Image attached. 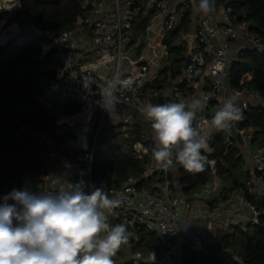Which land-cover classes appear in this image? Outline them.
Returning <instances> with one entry per match:
<instances>
[{"label": "built area", "instance_id": "1", "mask_svg": "<svg viewBox=\"0 0 264 264\" xmlns=\"http://www.w3.org/2000/svg\"><path fill=\"white\" fill-rule=\"evenodd\" d=\"M181 4L186 2L182 0ZM79 5L83 10L82 23L75 22L57 34L34 24L16 27L17 33L25 31L49 40L53 48L51 63L46 69L54 75L34 96L40 107L55 116L50 132L38 134L48 150L35 192L49 190L51 181L59 178L64 183L83 181L86 194L103 188L109 198H119L121 204L112 210L108 223L110 226L123 223L131 236L128 244L117 252L114 264H184L186 241L192 248H197L202 241L213 242L220 229L235 224H257L260 215L264 214V207L258 204L264 196L261 178L264 144L258 142L261 136L253 141V132L243 128L236 132L243 144L255 142L247 149L244 168L247 178L233 193L239 195L244 211L230 213L224 207L194 210L193 195L183 193L169 174L181 165L174 162L165 169L153 159L155 140L151 122L141 109L147 103L157 105L177 101L192 105L194 100H199L201 103L194 109L193 126L208 137L209 145L216 131L209 122L227 98L234 97L240 110L264 102V96L258 90L246 86L245 74L236 86H230L228 79L229 67L238 60L241 50L264 51V35L253 32L248 21L239 19L231 5L214 0L211 12L205 15L194 9V20L188 29L179 31L177 46L182 47L189 58L187 61L184 58L178 76L172 78L167 71L165 76L159 77L169 62L164 38L183 16V11L173 0H79ZM136 18L145 23L140 50L141 38H138L139 42H133L131 38ZM11 26H17V22L5 30ZM60 63L62 67H59ZM199 81L204 84L203 88H198ZM107 91L117 98L115 107L121 108L110 109L108 125L117 122L127 126L138 120L142 126L140 137L131 144V154L143 165L137 174L128 175L118 186L107 177L96 181L92 178L93 156L101 124L108 112L103 100ZM96 93L101 96L96 97ZM72 100L75 102L71 103ZM190 105L186 110H193ZM71 106H76L77 111L65 112ZM244 119L241 113V119L232 124H239ZM224 143V150L234 146L237 143L235 134L226 137ZM204 151L212 153L214 148ZM207 159L214 163L207 164L208 182L196 195L201 200L213 194L221 196L233 186L223 178L224 173L219 172L220 159L214 156ZM213 181L218 183L212 184ZM198 217L200 219L194 223ZM136 228H142L160 240L161 248L156 255L149 256L135 248L139 240ZM234 259L242 263L239 256L235 255Z\"/></svg>", "mask_w": 264, "mask_h": 264}, {"label": "trees", "instance_id": "2", "mask_svg": "<svg viewBox=\"0 0 264 264\" xmlns=\"http://www.w3.org/2000/svg\"><path fill=\"white\" fill-rule=\"evenodd\" d=\"M18 1L20 7L14 13L0 9V34L13 22L21 26L34 24L42 30L57 34L73 26L77 17L83 15L79 0ZM220 2L231 5L239 19L248 21L253 32L264 35V0H218ZM193 3L197 8L199 0H193ZM190 15L191 9L187 7L176 28L164 38L169 62L162 71H168L172 78L180 73L186 52L180 46H171V43L176 40L181 29H188ZM10 38L1 40L0 36V197L13 189L36 191L48 150L38 134L52 129L48 121L50 111L40 107L34 99L41 88L37 84L42 76L46 74L49 79L54 75L53 71L46 69L53 53L51 42L25 31ZM172 53L174 55L170 59ZM246 73L252 74L246 86L258 90L264 96V51L241 50L238 60L233 61L229 67V85H238L241 76ZM120 109L117 107V110ZM240 112L245 119L238 124L239 128L253 127V141L261 136L258 142L264 144V107L249 105ZM127 126L121 143L108 142L105 134L97 141L92 162L93 179L107 177L114 186H118L125 177L140 171L143 163L131 154V144L140 137L142 126L138 120ZM113 127L107 125L108 130ZM225 138L226 131H215L209 141L214 151L206 153L201 150V154L207 158L214 156L220 159L219 172L224 173L223 178L226 180L232 178L234 188L243 185L234 170L243 160L235 146L220 151ZM261 176L264 178V173ZM175 177L181 191L191 194L196 187L208 181V166L206 164L204 171L196 173H190L179 166ZM258 204L264 207V196ZM218 231L213 242L202 241L197 248H192L190 242L186 241L183 245L184 264H264V214L260 215L257 224L245 227L235 224L222 232ZM135 233L139 237L135 248L149 256L158 253L161 242L154 234L142 228H136ZM237 238L240 239V247L235 252L233 249ZM235 255L241 258L242 263L234 259Z\"/></svg>", "mask_w": 264, "mask_h": 264}, {"label": "clouds", "instance_id": "3", "mask_svg": "<svg viewBox=\"0 0 264 264\" xmlns=\"http://www.w3.org/2000/svg\"><path fill=\"white\" fill-rule=\"evenodd\" d=\"M213 6L214 0H199L195 11L207 15ZM103 100L106 110L114 109L117 98L111 91ZM200 103L194 100L193 110L172 102L147 103L141 109L154 135L152 157L163 168L175 162L196 173L214 163L201 154L208 147V137L193 126L194 109ZM239 119L240 109L229 97L209 123L212 129L225 131ZM120 204L103 188L86 194L83 181L53 179L49 190L39 193L13 189L0 197V264H114L113 257L131 236L123 223H108Z\"/></svg>", "mask_w": 264, "mask_h": 264}, {"label": "crops", "instance_id": "4", "mask_svg": "<svg viewBox=\"0 0 264 264\" xmlns=\"http://www.w3.org/2000/svg\"><path fill=\"white\" fill-rule=\"evenodd\" d=\"M174 1V3L176 4V5H178V9L180 10V11H185V9L187 8V7H189L190 9H191V15H190V18H191V22L194 20V9H196V6H195V4L193 3V0H184L185 2H186V4L185 5H182L181 4V2H182V0H173ZM191 4H192V6H191ZM200 14H202V13H200ZM163 76H165V73L164 72H162L161 74H160V76L159 77H163ZM252 78V74L251 73H247V74H245V76H244V78H243V80L245 81V83L246 82H248L250 79ZM162 80V79H161ZM198 88L200 89V88H203L204 87V84L202 83V82H200L199 81V83H198ZM197 95H198V92H197ZM196 95V96H197ZM188 102H190V101H188ZM256 105H261V106H263L264 107V102H256L255 103ZM190 104H188V106H189ZM222 106H223V104H222ZM221 106V107H222ZM190 107L192 108V105H190ZM114 110H116V107L114 108ZM237 129H239V125L238 124H236V125H233L232 123H231V126H230V128L228 129V130H225L226 131V137H228V136H230L231 134H235L236 135V132H237ZM243 129H245L247 132H253V130H254V128L253 127H251V126H249V127H243ZM255 143V142H254ZM254 143H251V144H246V143H239L238 141H237V143H235V147H237L238 148V154H240L241 156H242V160H243V163H244V165H243V163H242V165L244 166V168H245V165H246V160H247V154H248V151H247V149H248V147H251V146H253L254 145ZM210 147H212L210 144L208 145V147H207V151L209 150V148ZM213 148V147H212ZM243 168V171H244V173L246 174V172H245V169ZM176 170L177 169H175V170H173V173H174V181H176V177H175V175H176ZM239 174V173H238ZM247 178V177H246ZM246 180V179H245ZM245 180L244 181H242V183L244 184V182H245ZM228 181H230L231 182V184H232V182H233V180H232V178H230V179H228ZM208 182V181H207ZM206 182V183H207ZM218 183V181H213V183L212 184H217ZM233 185V184H232ZM203 186V185H202ZM202 186H200L199 187V189L202 187ZM213 186V185H212ZM239 186H241V185H239ZM238 186L236 185V186H234V188H233V186L232 187H230V188H228L225 192L226 193H223L221 196H218L217 194H213V195H211L210 197H208V199H206V200H201V199H199V198H197V194H198V192L200 191V190H198V191H196V192H194V193H191V195H193V200H192V206H193V209L194 210H203V211H205V210H208V209H213V208H215V207H224L225 209H227L230 213H232V212H241V211H244V207L241 205V199H240V197H239V195H234L233 193H234V190L237 188ZM232 188V189H231ZM215 239V238H214Z\"/></svg>", "mask_w": 264, "mask_h": 264}, {"label": "rangeland", "instance_id": "5", "mask_svg": "<svg viewBox=\"0 0 264 264\" xmlns=\"http://www.w3.org/2000/svg\"><path fill=\"white\" fill-rule=\"evenodd\" d=\"M224 2H220V4H223ZM19 7H20V5H19V1L18 0H13L12 2H11V4H8V3H6L4 0H0V9H5V10H8V11H10V12H12V13H14V12H16L18 9H19ZM142 24H144V25H142ZM12 25V24H11ZM10 26V25H9ZM19 26H21V25H19V23H17V26H15L14 28L16 29V27H19ZM145 23L144 22H138V18H136L135 20H134V25H133V29H134V34H133V36L131 37L132 38V41L133 42H139L138 41V38H141V41L138 43V50H140V48L142 47V45H143V43H142V40H143V32H144V29H145ZM14 29V31H12V33H10V34H13L12 35V37L10 38V39H12V38H14V37H16V36H18L20 33H17V29L15 30ZM142 33V34H141ZM3 34V32L0 34V36ZM9 34V35H10ZM8 35V36H9ZM9 39V40H10ZM8 40V41H9ZM8 41H6V42H1V44H5V43H7ZM179 43V40H173L172 41V43H171V46H177V44ZM173 55H174V53H172L171 55H170V59H172V57H173ZM47 80H48V75H43L42 76V79L39 81V83L37 84V85H39L40 87H42V86H44V84L47 82ZM77 107L76 106H71V107H69V108H67V109H65V112H67V113H73V112H76L77 111ZM116 110H117V107H116ZM109 115H110V109H108V112H107V114L105 115V117H104V119H103V122H102V124H101V128H100V132H99V136H98V140H100V138L101 137H103L104 136V134L105 135H107V141L108 142H110V141H114V142H118V143H121L122 142V135H123V133H124V131H126L127 129H128V126H126V125H118L117 124V122H115L113 125H114V127L113 128H111L110 130H108V128H107V125H108V119H109ZM118 125V126H117ZM68 135H70V137H73L72 136V134L71 133H68ZM243 165H244V163H243ZM242 164L241 165H239L238 167H236L234 170H236L235 172H237V173H239V178L242 180V181H244L245 179H246V174L244 173V171H243V168H244V166H243ZM170 177H171V180H173L174 179V173H173V171H170ZM261 178H262V176H261ZM262 179H264V178H262ZM95 181H96V179H94ZM264 181V180H263ZM201 189V188H200ZM199 189V187H196L194 190H193V192L192 193H194V192H196V191H198V190H200ZM204 224V223H203ZM241 226H243V227H245V225H241ZM222 229H220V231H218V232H222L221 231ZM218 235V234H217ZM236 245H235V247H234V251L235 252H238V249H239V247H240V239L239 238H237L236 239ZM114 259H115V257H113Z\"/></svg>", "mask_w": 264, "mask_h": 264}, {"label": "water", "instance_id": "6", "mask_svg": "<svg viewBox=\"0 0 264 264\" xmlns=\"http://www.w3.org/2000/svg\"><path fill=\"white\" fill-rule=\"evenodd\" d=\"M148 5H149V4H148ZM76 23H77V24H81V23H82V19H81L80 16L77 17ZM188 58H189V55H186V56H185V60L187 61ZM59 67H62V63L59 64ZM168 84H170V81L168 82ZM95 96H96V97H100L101 95H100L99 93H96ZM74 102H75L74 100L71 101V103H74ZM175 103H177V101H176ZM48 121L50 122V124H53V122L55 121V116H49ZM235 139H236L239 143H242V139H241V136L239 135V133H236V135H235ZM225 147H226V144L223 143L222 146H221L220 151H223V150L225 149ZM198 219H200V218L198 217V218L194 219L193 222L195 223Z\"/></svg>", "mask_w": 264, "mask_h": 264}, {"label": "bare ground", "instance_id": "7", "mask_svg": "<svg viewBox=\"0 0 264 264\" xmlns=\"http://www.w3.org/2000/svg\"><path fill=\"white\" fill-rule=\"evenodd\" d=\"M6 3L11 4L13 0H4ZM15 26H11L8 30H5L1 35V40L12 37L13 34H10L9 31H14ZM16 30V29H15ZM10 34V35H9ZM9 35V36H8Z\"/></svg>", "mask_w": 264, "mask_h": 264}]
</instances>
